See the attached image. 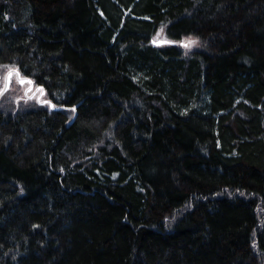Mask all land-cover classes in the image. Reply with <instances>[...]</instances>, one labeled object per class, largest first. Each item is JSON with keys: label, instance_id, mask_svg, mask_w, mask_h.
<instances>
[{"label": "trees", "instance_id": "obj_1", "mask_svg": "<svg viewBox=\"0 0 264 264\" xmlns=\"http://www.w3.org/2000/svg\"><path fill=\"white\" fill-rule=\"evenodd\" d=\"M4 66L0 264H264V0H0Z\"/></svg>", "mask_w": 264, "mask_h": 264}, {"label": "snow or ice", "instance_id": "obj_2", "mask_svg": "<svg viewBox=\"0 0 264 264\" xmlns=\"http://www.w3.org/2000/svg\"><path fill=\"white\" fill-rule=\"evenodd\" d=\"M159 35V34H158ZM154 43L156 42L155 40L153 41ZM171 43V42H169ZM198 44V40L194 39V38H186V40L183 42V47L185 48H191L192 46ZM7 68V72L5 73V75L0 78V80H2V83H0V95H3L4 92L8 91L9 88L11 87V83L13 81V79L15 78L17 83H19L20 85H30L32 87L26 88V94L29 92H32L33 90L43 94L44 93V88L42 86L40 87H36L35 86V82L33 80H31L30 78L25 77L20 69L18 67L15 66H4ZM43 103H47V104H52V102L49 101H42ZM52 107L54 108L55 105H52ZM72 111H75V109L73 108Z\"/></svg>", "mask_w": 264, "mask_h": 264}, {"label": "rangeland", "instance_id": "obj_3", "mask_svg": "<svg viewBox=\"0 0 264 264\" xmlns=\"http://www.w3.org/2000/svg\"><path fill=\"white\" fill-rule=\"evenodd\" d=\"M2 77L3 76L0 78ZM0 83H2V80H0ZM28 86L29 85H20L14 78L9 90L0 97V109H4L7 106H12L13 109L23 108L26 104L28 105L27 101L30 100L31 97L39 99V92L35 90L26 94V88H28Z\"/></svg>", "mask_w": 264, "mask_h": 264}, {"label": "water", "instance_id": "obj_4", "mask_svg": "<svg viewBox=\"0 0 264 264\" xmlns=\"http://www.w3.org/2000/svg\"><path fill=\"white\" fill-rule=\"evenodd\" d=\"M29 87H32V86L29 85L28 88H29ZM0 96H1V95H0ZM70 123H71V122H69L68 125H69Z\"/></svg>", "mask_w": 264, "mask_h": 264}]
</instances>
